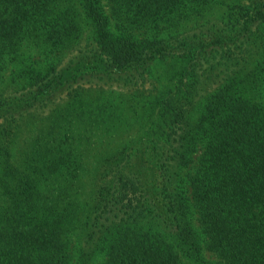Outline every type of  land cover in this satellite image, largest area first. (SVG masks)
Wrapping results in <instances>:
<instances>
[{
    "label": "trees",
    "instance_id": "trees-1",
    "mask_svg": "<svg viewBox=\"0 0 264 264\" xmlns=\"http://www.w3.org/2000/svg\"><path fill=\"white\" fill-rule=\"evenodd\" d=\"M0 264H264V0H0Z\"/></svg>",
    "mask_w": 264,
    "mask_h": 264
},
{
    "label": "rangeland",
    "instance_id": "rangeland-1",
    "mask_svg": "<svg viewBox=\"0 0 264 264\" xmlns=\"http://www.w3.org/2000/svg\"><path fill=\"white\" fill-rule=\"evenodd\" d=\"M216 11L220 14L221 12H222V10L223 9H221V5H218V7H216ZM85 40H83V41H81L79 44H77L76 46H75V48H76V50L77 49H79V48H83L84 47V45H85ZM35 51H33V59H34V62H40V69H44L45 68V65H46V63H47V61L45 60V63L43 64V63H41V62H43L44 61V59L46 58V55H41L40 54V52L39 51H37L36 50V52L34 53ZM76 53V52H75ZM53 60H54V62H56V59H55V57L53 58ZM148 84L149 83H146V86L145 87H148ZM125 135L124 136H127L128 135V137H134V136H136L137 135V133L135 132V130H131V131H128L127 133H124ZM123 136V137H124ZM120 137V136H119ZM118 137V138H119Z\"/></svg>",
    "mask_w": 264,
    "mask_h": 264
}]
</instances>
